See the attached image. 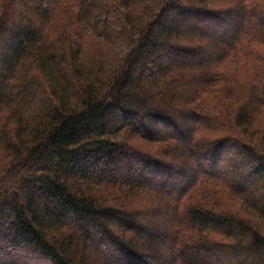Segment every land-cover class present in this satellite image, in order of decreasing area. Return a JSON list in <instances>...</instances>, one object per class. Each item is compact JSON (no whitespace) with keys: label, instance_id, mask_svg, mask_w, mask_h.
Returning <instances> with one entry per match:
<instances>
[{"label":"trees","instance_id":"1","mask_svg":"<svg viewBox=\"0 0 264 264\" xmlns=\"http://www.w3.org/2000/svg\"><path fill=\"white\" fill-rule=\"evenodd\" d=\"M0 48V264H264V0H0Z\"/></svg>","mask_w":264,"mask_h":264},{"label":"rangeland","instance_id":"2","mask_svg":"<svg viewBox=\"0 0 264 264\" xmlns=\"http://www.w3.org/2000/svg\"><path fill=\"white\" fill-rule=\"evenodd\" d=\"M231 18H232V21H234V18H233V16L231 15ZM10 21H12L13 23H20V20L19 19H15V18H13V19H10ZM195 26V25H194ZM232 27V26H231ZM196 31L198 30H200L201 32H202V34H206L207 36H209L210 38H211V40H213L216 36H218V35H220L221 33H220V31H218V30H215V31H209V29H207V28H203V27H201V26H198V25H196V29H195ZM6 41V40H5ZM4 41V42H5ZM113 50L116 52V54H118V56H119V58H121L122 57V55L124 54V52L126 51V47L125 46H123V45H120V46H115L114 48H113ZM0 53H2V51H1V48H0ZM199 53V55H202V54H204V51H199L198 52ZM197 55V54H196ZM159 63H162V65H167V62L165 61V60H163V59H161L160 61H158ZM167 132V131H166ZM165 131L163 132V133H166ZM223 158V160H225V159H227V158H231V159H234V157H233V152H231V151H224L223 152V156H222ZM181 162L182 161H179V160H177L176 161V164L177 165H180L181 164ZM218 169H216V171H218L219 170V167H217ZM155 183V182H154ZM157 185V184H156ZM158 186V185H157ZM155 221H157V220H153V221H150V223L148 222L147 223V221L146 220H142V225L144 226V227H146V228H149V229H151V228H153V224L155 223ZM160 222H162V220H160ZM79 259V258H78ZM87 264H91L92 263V261H91V258H89V259H87V262H86Z\"/></svg>","mask_w":264,"mask_h":264}]
</instances>
